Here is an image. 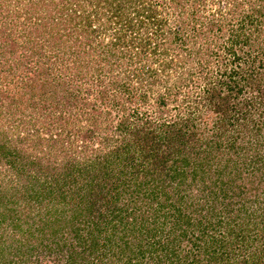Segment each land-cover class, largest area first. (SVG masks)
Returning a JSON list of instances; mask_svg holds the SVG:
<instances>
[{
	"label": "trees",
	"instance_id": "obj_1",
	"mask_svg": "<svg viewBox=\"0 0 264 264\" xmlns=\"http://www.w3.org/2000/svg\"><path fill=\"white\" fill-rule=\"evenodd\" d=\"M66 1L0 0V118L29 119L0 126V264H264V0H228L239 30L203 51L181 40L169 59L180 26L162 29L142 0ZM112 23L143 37L101 44ZM203 24L192 20L202 36ZM51 60L99 87L70 88ZM48 114L57 125L41 136L33 121Z\"/></svg>",
	"mask_w": 264,
	"mask_h": 264
},
{
	"label": "rangeland",
	"instance_id": "obj_2",
	"mask_svg": "<svg viewBox=\"0 0 264 264\" xmlns=\"http://www.w3.org/2000/svg\"><path fill=\"white\" fill-rule=\"evenodd\" d=\"M81 1H84V0H81ZM86 1H88V0H86ZM227 1L228 0H221L219 3H221L222 5L220 4V6L218 8L216 0H203V6L200 5L199 3H193V2H191V0H181V1H179L180 4L174 3V1H172V0H142V1H139L140 3L136 7L141 6L140 8H143L144 11H148V9H147L148 6L151 7V10L155 12V15L158 18H160V20H161L160 22L162 24V29H164V30L166 28L167 29H169V28L174 29V27L178 28L177 26H180V31H179L180 33H178V36H177L178 38L175 39V43H174L176 50L171 49V47L174 48V46H172V44L171 45L169 44L167 46V50H165V52H168L166 58L169 59V58L174 57L175 51H177L176 45L181 40H182V42L186 41L187 42L186 46L189 48L191 46L190 45V39L192 38V40H195L197 38V41L195 43V48L197 46H199L200 51H203V50H205V47H212V46L216 47V45L220 44L219 42H222L223 40H225L226 33H235L236 31H238L239 28L237 30L236 26L239 24V22L237 20H236V22H233L234 25L230 24V23L226 24V21H227L226 19L230 13V12H228V9H227L229 7H222V6L225 3H227ZM68 2H70V0L66 1L65 3L68 5L69 4ZM77 3L79 4L80 2H77ZM74 4L75 3H73L72 5H74ZM83 5H84V8H88V9H90L92 7V5H88L87 3L83 4ZM78 7L79 6L75 7L77 9L75 11L76 13L80 12V10H78ZM242 7L247 8L246 3L243 4ZM218 9H220V10H218ZM208 18H210L212 21L215 19L220 20V22H221L220 26L217 25L218 23H215V21H213L215 24V27H210L208 25V23L206 22ZM193 19H197V20L200 19L204 23L201 27L202 31H203V36L198 34L197 32H195V30L193 29L194 27L197 26V25H195L194 27H192V20ZM145 21H146V19H145ZM149 22H151V21H149ZM149 22H147L148 26H150L149 24H151ZM222 23H225L226 25L223 26V29H220L223 25ZM209 27H210V29H209ZM108 28L109 29L106 32L102 33L101 34L102 36H100V37H102L101 38V44L113 42L112 38H114V36L116 37V35H115L116 31L118 32L117 35H121V34L125 33L124 38H129V36L136 37L137 34H140L143 37L142 29H139L137 34H135V32L128 34L129 33L128 30H125L124 27H120L119 23H115V24L112 23L111 26ZM191 33H193V36L191 35ZM1 34L2 33L0 32V38L3 37V36H1ZM166 35L167 34L164 33V35L162 37H164ZM96 40H98V39L96 38ZM159 41L160 42L166 41V39H162ZM101 44L99 42H97V44L94 45L95 48L92 51H90L89 54H87L92 60L97 56H101V58H103V54H105L106 51H105V48L101 46ZM166 44H167V42H166ZM96 45L98 47H96ZM118 49L120 50L121 48H118ZM164 49L165 48H164L163 44L162 45L159 44V47L156 50V55H155L157 61L155 60L153 62V63H155V64H153L155 68H159L157 64L159 63L160 60H163L162 56L165 52L163 53L162 50H164ZM134 50H135L134 47H132V49H130V47L127 45L122 46L121 51H124V53H125V57L122 59V62L127 63L128 62L127 53H129V51L134 52ZM194 56L195 55L192 52V54L189 56V58L194 59ZM177 58H179V56H177L176 59ZM106 59H107V57H106ZM32 60H33V57H32ZM131 60L133 62L131 63V65L128 68H129V70L133 71L135 69H132V68H134V66L138 65L139 63L136 64L133 56H132ZM33 61H32V63H33ZM35 61H40V58L36 57ZM45 62H47V61H45ZM50 62L54 63V65H52V72L56 73L60 77V79L64 80L66 83H69L68 86L70 88H75L78 85L80 87V90L83 91L84 93H86L87 95H89V97H90L91 94H88L86 90L87 89L93 90V89H95V86L97 88L99 87V85H97V82H96L97 79L94 77H89L88 82H86V78H84V76L83 77L79 76V75L75 76L73 71H72L73 67L71 68V66H70L71 61L68 60L66 62L65 61L60 62L57 60V62H55V61L52 62V60H51ZM50 62H49V64H51ZM98 62H99V65H101V64L103 65V63H104V61L102 59H101V61H98ZM189 62H190V65L191 64L193 66L196 65L195 59H194V61L189 60ZM32 65L36 66L35 63ZM25 66H27V64H25ZM80 68L82 71L85 69L84 59L82 60ZM195 68L196 67H194V69ZM119 69H120V72H119ZM122 72H123L122 68H118V67L116 68V70H113V73L115 74L116 77H121V78L125 77L124 73H126L127 71L123 72V73ZM85 73H86V70H85ZM110 77H112L111 73L108 76L105 75L104 82L102 83L103 86L107 85L106 82L109 80L108 78H110ZM86 83H88V84H86ZM188 83L192 86V90L196 91V89L194 88L193 85H198L199 81H197V78L195 76H192V78H190V81ZM84 93L83 94L80 93V97H82L83 95L85 96ZM79 105H81V104H79ZM77 107H79V106H77ZM88 107H90V106L85 107L87 111L89 110ZM70 109L73 111V109H75V105H72L70 107ZM20 115L22 116L21 117L22 119L20 121V124H17V121L19 120ZM67 115L68 114H65L64 117L66 118ZM77 115H79V114H77ZM46 117L47 118H43L42 115H40V116L36 117L33 121L34 126L32 127V129H34V128L39 129V131H40L39 133L41 136H44V135H42L43 134L42 133L43 132L42 127L44 126V124L46 122H50L51 126L57 125V121H56L54 116H52L51 114H48V115H46ZM78 120L80 121L79 118H78ZM27 123H29V119L27 118V116H24L23 114H19L18 111L13 114V112L9 113L6 110L5 114L0 118V126L3 127L2 128L3 130L4 129L6 130L5 132L8 135L10 133H15L16 130L22 129V127L28 125ZM81 123H83V121L77 122V127L79 124L81 127V125H82ZM60 124L61 125H58V128H56V131L59 132L61 135L63 134V136L65 137L64 130L62 129L64 126V122L60 121ZM30 131H31V127L29 126L27 133H30ZM68 132H69V130H68ZM23 133H24V131L21 132V134H23ZM7 137L12 138V136H7ZM32 137H29L28 140L23 141V143L25 142V144H28L29 140L33 141ZM26 147L29 148L28 149L29 152H32L35 150H36V152H38L37 146H35V147L26 146ZM1 171L3 173L5 171L0 170V176L2 178V176L4 177V174ZM8 175H9V177L7 178L8 180L6 182H8V184L10 185L14 181V175H12V174H8ZM0 181H4V180L1 179ZM24 258H25L24 261H22L23 263H20V264H38L37 262L40 261L39 259H35L32 256H31V258H28L29 260H26L27 259L26 257H24ZM47 264H49V263H47Z\"/></svg>",
	"mask_w": 264,
	"mask_h": 264
}]
</instances>
